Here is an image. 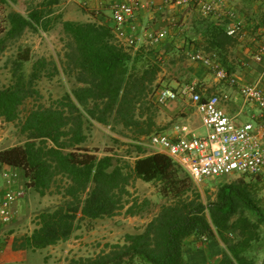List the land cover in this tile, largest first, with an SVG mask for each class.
<instances>
[{
    "label": "trees",
    "instance_id": "1",
    "mask_svg": "<svg viewBox=\"0 0 264 264\" xmlns=\"http://www.w3.org/2000/svg\"><path fill=\"white\" fill-rule=\"evenodd\" d=\"M50 14L45 10H34L27 17L11 13L6 37L17 39L29 28L47 31L62 19L49 18ZM62 25L71 40L68 65L76 70L80 86L48 106L34 107L20 122L25 143L0 151V166L22 169L27 188L41 198L63 200L35 218L28 249L37 252L68 242L82 223L113 218L125 209L132 216L141 214L150 202L140 204L133 198L129 187L134 176L160 184L159 193L169 203L142 233L127 235L124 245L107 244L109 253L81 264H210L211 258L215 264H257L250 254L262 237L264 209L256 200L253 182L224 184L216 200L204 204L183 169L163 154H148L139 142L133 176L113 157H99L86 147L94 123L109 125L112 119L126 129L142 127L139 105L158 80L161 63L153 51L133 54L125 49L107 25L70 21ZM207 31V48L220 61L231 38L215 25H208ZM4 43L5 38L0 39V52ZM19 59L15 66L22 70L31 61L30 49ZM47 64L37 60L28 80L17 72L15 83L0 89V119L21 120L20 108L38 93L33 83ZM144 133L148 131L139 135ZM198 242H205L204 246L197 247Z\"/></svg>",
    "mask_w": 264,
    "mask_h": 264
},
{
    "label": "rangeland",
    "instance_id": "2",
    "mask_svg": "<svg viewBox=\"0 0 264 264\" xmlns=\"http://www.w3.org/2000/svg\"><path fill=\"white\" fill-rule=\"evenodd\" d=\"M40 8H43L42 10L46 12L49 11L48 8H44V0H0V39L5 38V45L2 46L0 52V89L12 86L16 81V76H18L16 75L17 72L19 74L23 73L28 80L33 64L37 60L44 59L48 62L39 78L33 83V88L38 93L28 98L20 108L21 120L9 123L4 119H0V151L25 143L26 136L20 132V122L34 107L38 105L48 106L64 97L72 88L80 86L76 80V70L73 66L68 65L66 54L69 50L67 45L71 40L64 34L63 19L58 21L56 19L47 31L29 28L17 39L11 40L6 37L10 29L9 16L11 13L15 12L27 17L30 12L40 10ZM26 49L31 51V61L24 63L22 70H18L15 63L20 61L19 56ZM178 63L179 67L173 69L168 67L165 62H161V72L158 80L139 105L137 114L143 115L140 119L143 123L142 127L135 130L126 129L121 124L112 122V119L109 125L94 123V126L90 127L86 147L94 151L99 157H113L115 162L125 169L126 173L133 176L132 168L137 156L135 145L138 142L147 141L155 132H169L175 124H181V120H179L181 117L174 116L171 109L172 104H179V100L162 106L156 101V95L160 88H169L168 78H180V81L177 80L179 86L190 82V79L181 81L182 78H188L191 74L189 71L191 68L190 62ZM196 64L198 69L207 71L209 76L215 78L213 72L201 64ZM54 65L57 68L56 70ZM183 101L188 104V109H192L189 100L185 99ZM241 121L242 123L255 122L251 117L244 118ZM144 131H148V133L139 135L140 132ZM205 134V129L199 126L197 135L205 136ZM239 181L255 184L256 200L264 209V174L259 178L231 175L208 180L201 184L193 181L192 183L193 189L201 195V201L208 204L216 200V194L222 185ZM2 183L3 178L0 175V185ZM159 187L160 184L146 183L133 176L129 187L133 198L138 199L140 204L145 200L150 202L148 206L143 207L144 211L139 215L132 216L127 214L125 209L113 218L82 223L81 228L68 242L60 243L54 248H49L43 252L46 255L48 264H81L82 260L94 259L102 254L109 253L110 249L106 247L107 244L124 245L127 235L142 233L147 225L159 215L162 206L169 203L168 199L160 195ZM31 202L36 214L32 218V224H34L35 218L41 212L55 209L63 203V200L59 196H47L44 199L33 196ZM39 208H41V212ZM34 227L36 228V226ZM261 236L260 242L255 245L254 251L250 254V257H256L257 264H261L264 257V227L261 228ZM204 243L198 242L197 247H203ZM215 263L216 259L211 258L210 264Z\"/></svg>",
    "mask_w": 264,
    "mask_h": 264
},
{
    "label": "crops",
    "instance_id": "3",
    "mask_svg": "<svg viewBox=\"0 0 264 264\" xmlns=\"http://www.w3.org/2000/svg\"><path fill=\"white\" fill-rule=\"evenodd\" d=\"M132 1L44 0V8L49 9L51 12L49 18L54 20L61 16L63 21L96 23L114 28L112 9ZM137 1L139 8L133 20L126 26L128 32L136 36L137 44L134 48L127 49L128 51L133 54L142 50L153 51L157 53L160 63L165 62L173 69L179 67L178 62H190L191 74L181 81L190 79V82L199 83L201 91L206 96L220 97V108L238 123L243 124L241 120L248 117L257 119L259 111L255 106L245 103L237 88L209 76L207 71L198 69L197 64L192 63L190 54L196 51L213 54L207 48L208 25H215L227 33L233 22L228 13L232 11L235 14L234 20L241 22L244 29L237 37L229 36L230 42L223 47L219 58L221 62L218 58L217 60L223 68L236 75L241 85H258L264 91V0H212L218 8L212 15L201 12L199 0ZM150 34L159 37V42L154 43L149 37ZM259 55L263 58L262 63L255 61V57ZM179 79L168 78L169 88L179 87L177 82ZM223 95H228L229 100H223ZM178 103L171 106L174 116L181 117L179 119L181 124L177 125L186 126L192 134L201 136L197 135L199 126H203L196 108L191 105L192 109H188V104L183 100H179ZM177 125L175 124L171 130ZM0 175L3 178L0 185V206L6 192L22 194L12 208V222L0 226V264H48L43 252L55 246L32 252L27 245V239L35 229L32 218L36 214L31 199L33 196L44 198L33 189L27 188V179L22 169L2 165Z\"/></svg>",
    "mask_w": 264,
    "mask_h": 264
},
{
    "label": "built area",
    "instance_id": "4",
    "mask_svg": "<svg viewBox=\"0 0 264 264\" xmlns=\"http://www.w3.org/2000/svg\"><path fill=\"white\" fill-rule=\"evenodd\" d=\"M199 6L205 15L218 11L212 0H199ZM138 8V1L133 0L112 9L113 33L116 40L127 48H134L137 44L136 36L130 34L126 26L133 20ZM234 15L232 11L228 13L233 21L227 30L230 37L239 36L244 29L241 22L234 20ZM149 37L154 43L159 42L156 35L150 34ZM190 59L213 72L218 81L237 88L245 103L259 111L257 119L255 122L238 123L220 108V97L206 96L199 83L190 82L177 88L160 89L156 101L162 106L177 100H189L200 115L205 136H195L188 127L177 125L169 132L154 133L139 144L148 154H163L170 158L197 184L231 175H263L264 91L258 85H241L236 75L221 66L215 54L196 51L190 54ZM255 61L262 63V56H256ZM222 99L228 101L229 96L223 95ZM21 195L14 191L4 195L0 206L2 225L12 222V208Z\"/></svg>",
    "mask_w": 264,
    "mask_h": 264
},
{
    "label": "water",
    "instance_id": "5",
    "mask_svg": "<svg viewBox=\"0 0 264 264\" xmlns=\"http://www.w3.org/2000/svg\"><path fill=\"white\" fill-rule=\"evenodd\" d=\"M0 226H1V222H0Z\"/></svg>",
    "mask_w": 264,
    "mask_h": 264
}]
</instances>
